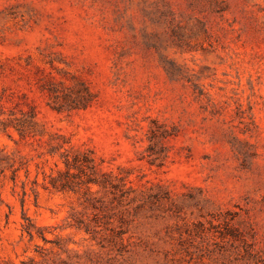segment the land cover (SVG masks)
Masks as SVG:
<instances>
[{"label": "rangeland", "instance_id": "1", "mask_svg": "<svg viewBox=\"0 0 264 264\" xmlns=\"http://www.w3.org/2000/svg\"><path fill=\"white\" fill-rule=\"evenodd\" d=\"M0 264H264V0H0Z\"/></svg>", "mask_w": 264, "mask_h": 264}]
</instances>
